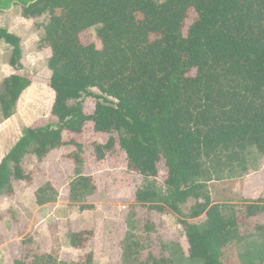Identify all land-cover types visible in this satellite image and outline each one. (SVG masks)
Returning <instances> with one entry per match:
<instances>
[{
	"label": "trees",
	"instance_id": "trees-1",
	"mask_svg": "<svg viewBox=\"0 0 264 264\" xmlns=\"http://www.w3.org/2000/svg\"><path fill=\"white\" fill-rule=\"evenodd\" d=\"M9 2L21 6L25 19H47L38 47L51 50L55 99L51 118L27 128L1 160L0 197L13 194L14 181L30 179L22 167L28 155L41 161L72 146L65 156L75 165L70 201L91 209L87 200L97 186L84 173L81 140L92 124L95 134L109 136L94 143L97 159L118 147L127 171L142 179L137 204L185 217L182 206L196 200L182 221L187 253L164 244L169 256L145 255L153 227L137 234L132 214L122 264H173L184 256L192 264H264V225L251 227L264 215V201L246 202L233 185L264 159V0H0V9ZM191 10L196 18L185 33ZM91 29L101 48L82 42ZM0 39L12 47L10 66L21 71L22 39L5 28ZM30 86L18 74L6 79L0 92L6 118ZM35 198L44 206L59 194L48 184ZM92 234L72 233L71 247H83ZM16 264L58 259L45 254ZM81 264H92V256Z\"/></svg>",
	"mask_w": 264,
	"mask_h": 264
},
{
	"label": "rangeland",
	"instance_id": "rangeland-1",
	"mask_svg": "<svg viewBox=\"0 0 264 264\" xmlns=\"http://www.w3.org/2000/svg\"><path fill=\"white\" fill-rule=\"evenodd\" d=\"M195 18L196 12L191 10L186 21L185 33ZM46 23L45 17L21 19L18 9L11 17L0 18V28L8 31L11 29L9 32L22 39L24 66L17 72L10 66L12 47L0 39V92L6 79L14 74L31 82V86L20 98L12 117L6 118L0 106V138L3 137L2 143L0 142V161L19 141L27 128L46 123L51 118L55 99L50 88L52 73L48 68L51 50L49 48L40 50L38 47L45 34ZM81 38L84 44L95 43L98 48L102 46L95 29L84 32ZM70 104L74 105L76 101ZM12 134L14 136H11ZM108 137L95 134L92 124H89L82 138L85 154L88 146L106 143ZM65 148L62 151L53 150L41 161L28 155L22 167L30 179L14 181L13 194L0 197V264H13L15 260L32 263L35 257L45 254L57 257L58 264H81L89 255L92 256V264H122V245L127 236L126 220L132 214L137 234L145 236L146 225L153 227L148 242L151 246L145 255L151 251L155 255L169 256V251L163 250L164 244L181 245L187 253L188 244L182 221L191 213L196 200H189L182 206L185 217L172 211L159 213L147 205L134 202L137 186L142 183V179L127 171L126 155L118 147L110 152L116 157L114 161L104 159L91 162L102 188V197L90 210L83 211L80 209L81 204L73 202L37 205L35 195L39 188L49 184L61 192L67 185L66 178L68 177L70 181L73 178L75 165L71 159H62L60 162L62 167L57 165L59 158H65L75 150L72 146ZM86 159L85 165L90 162L87 154ZM258 164L254 166L258 165V170H250L241 180L233 183L236 192L249 203L264 201V159L258 161ZM85 170L84 167V173ZM166 177L167 170L161 166L159 180L163 182ZM261 224L264 225V215L253 219L251 227ZM82 231H93V234L90 238L88 236L83 247L73 249L70 246V235ZM173 264L192 263L188 256H184L179 262L174 259Z\"/></svg>",
	"mask_w": 264,
	"mask_h": 264
},
{
	"label": "crops",
	"instance_id": "crops-1",
	"mask_svg": "<svg viewBox=\"0 0 264 264\" xmlns=\"http://www.w3.org/2000/svg\"><path fill=\"white\" fill-rule=\"evenodd\" d=\"M12 3H14V2H12ZM12 3L10 4V2H9V4H8V7H4V8H2V9H0V18L2 19L3 17H11L12 16V14L18 9L19 10V12L21 13L22 12V8H21V6H19V5H12ZM11 5V6H10ZM21 19H25L24 17H22V15H21ZM8 20H10V19H8ZM12 117V116H11ZM98 135H100V136H106V135H104V134H98ZM11 136H14V134H12ZM20 140V139H19ZM1 141H3V137H1L0 138V142ZM8 141H9V136H8ZM81 142H82V140H81ZM2 143V142H1ZM100 143H101V141H100ZM102 144V143H101ZM16 145V144H15ZM14 145V146H15ZM13 146V147H14ZM13 149V148H12ZM11 149V150H12ZM63 149H66L65 147L64 148H60L59 150H63ZM10 150V151H11ZM55 150H57V149H55ZM9 151V152H10ZM8 152V153H9ZM86 154H87V158H88V162L89 163H87L86 165H85V174L87 175V176H91L93 179H94V181H95V183H96V186H97V193L94 195V196H92V197H89L88 198V200H87V203L88 204H90V205H92V206H95L96 204H98L99 203V201H101V197H102V194H101V187H100V185H99V182H98V180H97V178H96V175H95V171H94V169H93V167H92V161H99L98 159H97V157H96V154H95V148H94V146H88V148L86 149ZM50 158V157H49ZM64 160L65 158H59V163L57 162V165H59V167H62L61 166V164H60V162H61V160ZM105 159H107V160H115L116 159V157L115 156H113V153H108L107 155H106V157H105ZM1 162V161H0ZM47 169H48V166L46 165V168H45V170L47 171ZM117 175V174H116ZM67 177V176H66ZM67 179V185H65L64 186V188H63V190L61 191V192H58L57 190V192H58V194H59V198H58V201H57V204H61V203H70L71 201H70V193H69V188H70V180H68V177L66 178ZM110 179H112V178H110ZM122 181V180H121ZM121 181H119V182H121ZM113 182V181H112ZM123 188V187H122ZM128 194H129V192H128ZM134 202H135V200H134ZM51 204V203H50ZM50 204H48V205H50ZM56 205V204H55ZM90 210V209H89ZM111 209H108V211H110ZM83 211H85V210H83ZM71 246V245H70ZM73 248V247H72ZM74 249V248H73ZM76 249V248H75ZM1 258V257H0ZM17 262H23V260H15L14 262H13V264H16ZM33 262V261H32Z\"/></svg>",
	"mask_w": 264,
	"mask_h": 264
},
{
	"label": "clouds",
	"instance_id": "clouds-1",
	"mask_svg": "<svg viewBox=\"0 0 264 264\" xmlns=\"http://www.w3.org/2000/svg\"><path fill=\"white\" fill-rule=\"evenodd\" d=\"M9 31H11V29H9Z\"/></svg>",
	"mask_w": 264,
	"mask_h": 264
}]
</instances>
